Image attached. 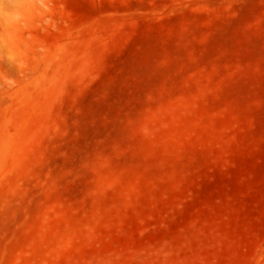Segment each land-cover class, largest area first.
<instances>
[{"label":"rangeland","instance_id":"1","mask_svg":"<svg viewBox=\"0 0 264 264\" xmlns=\"http://www.w3.org/2000/svg\"><path fill=\"white\" fill-rule=\"evenodd\" d=\"M0 264H264V0H0Z\"/></svg>","mask_w":264,"mask_h":264}]
</instances>
